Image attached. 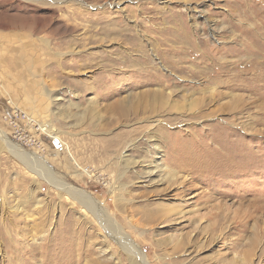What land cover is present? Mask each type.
I'll return each instance as SVG.
<instances>
[{
    "label": "rangeland",
    "instance_id": "rangeland-1",
    "mask_svg": "<svg viewBox=\"0 0 264 264\" xmlns=\"http://www.w3.org/2000/svg\"><path fill=\"white\" fill-rule=\"evenodd\" d=\"M86 2L97 4L92 13L102 4L114 10L135 26L136 39L82 40L84 21L50 35L60 40L54 49L10 48L1 14L14 5L0 0V129L34 166L46 162L92 197L120 231L0 149V264H42L52 249L70 264H143L124 235L146 264H264V0ZM28 7L36 23L62 19ZM107 50L145 62L144 50L170 82H123L94 57ZM154 88L157 96L145 92ZM5 114H15L16 125Z\"/></svg>",
    "mask_w": 264,
    "mask_h": 264
},
{
    "label": "bare ground",
    "instance_id": "bare-ground-1",
    "mask_svg": "<svg viewBox=\"0 0 264 264\" xmlns=\"http://www.w3.org/2000/svg\"><path fill=\"white\" fill-rule=\"evenodd\" d=\"M87 2H86V0H2V3H10V4L14 5L13 8L15 10V12L12 14L9 13L8 10H4L1 14L2 18L4 19V22L6 20V23H5L6 26L3 27V29H4V32H8L6 37H7V40L9 41L10 48H12V46L16 47V46H14L16 44H20L17 46L18 48H20L21 46H22V48H24V47L26 48L28 46L33 45L35 47L34 49H54L52 43L56 44L60 40H58L56 42H52V40H51L52 38L50 35L53 36L58 32L64 33V31H62V30L78 31L81 28L80 26L82 25V23L84 21L90 23L89 26L86 25L90 29H87L86 32L81 35L82 40H87V41L92 40L94 42H102L105 39L104 35L106 37H108V36H117V37L130 36L131 38L136 39L137 35L134 33V30H136L134 25H133L134 27H132V26H129L128 24H126L124 22L125 21L124 19H122L120 16H116L114 14L115 13L114 10H111V9L109 10V8H106V7H105L106 8L105 9L104 4L99 5V7L103 8L102 11H96V12L92 13V12H90V9H94L95 7H97L96 6L97 4L96 5L90 4L89 5ZM106 2L109 3L111 5V8L113 7V9L117 10L120 8L119 3L112 4L108 1H106ZM32 3H35L38 7H46L45 9L50 10L53 13H57L60 11L61 12L60 16L62 17V19H57L52 24L49 17L44 16L43 22L39 23L37 21L38 23H36L35 22L36 11L35 10L34 11L33 10H27V7ZM260 10L261 9H258L259 14L264 15V12H262ZM251 12H253V11H251ZM1 23H3V22H1ZM251 27H254V26H251ZM90 32L92 34H90ZM98 35H100V36H98ZM14 37H15V39H17V37H20L22 40H20V38H19V40L17 39L19 41V43H18V41L13 40ZM130 37H129V39H130ZM108 38H110L109 40H113V39H111L113 37H108ZM126 38H128V37H126ZM15 42H16V44H15ZM107 51H108V52H106L107 55L104 56V58H102V56H100L98 54H95L94 57L99 58L100 59L99 61H102L103 67L110 66L109 67L110 69L108 68L109 69L108 73L113 74V75L116 73V71H118V73L119 72L123 73V76H122L123 79H121V80H124L123 82H126V83L136 82V81H138V78L141 75H144L143 76L144 82L140 83L141 87L156 85L157 82L158 83H161L162 81L165 82V78L168 82H170V80L167 78V75L163 74L160 71L161 69L157 70V71L154 70L153 66L150 65V63L152 61L150 59V55H145L146 53L143 52L144 50L141 52L140 57L145 58L146 59L145 62H136L137 59L133 60V61H124L125 59L123 58V55H121L120 52L114 54L113 52H110V50H107ZM55 55H57L58 57L61 56V54H55ZM20 57L22 60V55ZM89 57H91V55ZM29 58H30V56H29ZM117 59H119V61L122 60L124 62L117 63ZM25 60H24V62H25ZM139 60L140 59H138V61ZM38 65H40V66L45 65V61L41 59L40 61H38ZM117 65H119V66H117ZM196 72H197V69H196ZM105 73H107V72H104L103 74H105ZM158 85H162V84H158ZM118 90H119L118 86H116V87L113 86V88H111V90H110V93H112L114 95L118 94L119 93ZM160 91H161L160 88H154V89H150V90L145 89V92H152L151 96H153V95L157 96L158 92H160ZM143 92H144V90H143ZM128 98H130V97H128ZM123 100H125V99H123ZM117 104H118V107L120 110V114L129 117L130 116V108H128L127 106H123L122 100L118 101ZM146 105H143V110H145V109L148 110V105L147 106ZM133 114L135 116L136 115L138 116V114H139L138 110H135L133 112ZM42 126L45 127L46 129L50 130V131H52L54 129V128L52 129V126H47V125H42ZM0 149H9L11 152L15 153L17 156H19L21 159H23V161L26 163V166L28 168L35 171V173L40 175V177L51 182V184L56 185L61 191L66 192V193H70L74 198L85 203L87 206H90L91 208H96L99 211V213L97 214L99 216V219L102 218L104 223L112 224V225H114V227H116V224L114 223V221L112 219H110V217L106 216V214H105L106 212L104 211V209L101 208L99 205H97L96 201H94V199H92V197H90L87 193H85L83 191L82 192L78 191L76 188L72 187L70 184H68L67 182H65L61 178H59L55 174L53 169H51L46 162L36 160L35 166L33 163H30V161L27 160V157H29V155L31 153L27 152L19 144L12 142V140L4 133V131H2V129H0ZM0 202H1V200H0ZM99 214H101L102 217ZM69 220L70 219L65 221L64 225H66V226L69 225L70 224L69 222H71ZM116 228L118 229V231H120V229L118 227H116ZM67 235H69V234H67ZM64 236L66 237V235H64ZM123 238L127 242V243H125V242H123V243L126 244L127 248H129V251H130V253H132L133 257H135L137 260H139V262L146 264L145 257L138 250L136 245H134V243L132 241H130V239L128 237H126L125 235L123 236ZM32 249H33V247H31L30 249H27V248L18 249V253L15 256L16 258H14V260L16 261L18 259V257H20V255L22 253L21 250H25V251L30 252V251H32ZM50 253H52L54 255V258H51L49 260L45 259L44 261H42V264H70L68 262V258L67 259L65 258V255H60L61 251L59 249H54V250L52 249V251H50ZM71 263H72V261H71ZM26 264H36V262H32V263L27 262Z\"/></svg>",
    "mask_w": 264,
    "mask_h": 264
},
{
    "label": "built area",
    "instance_id": "built-area-1",
    "mask_svg": "<svg viewBox=\"0 0 264 264\" xmlns=\"http://www.w3.org/2000/svg\"><path fill=\"white\" fill-rule=\"evenodd\" d=\"M15 114H5L4 118L6 120L7 123H9V125H16V120L13 118ZM25 118L27 119V121H29V125H34L37 129L39 128L38 126V122H36L34 119L29 118L28 116H25ZM38 123V124H37ZM32 144L35 146H42V143L39 142L38 140L32 141ZM44 147V146H43ZM42 147V148H43ZM45 148V147H44Z\"/></svg>",
    "mask_w": 264,
    "mask_h": 264
}]
</instances>
